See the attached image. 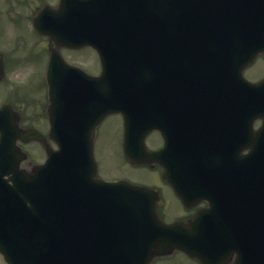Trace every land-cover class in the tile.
<instances>
[{"label": "water", "instance_id": "1", "mask_svg": "<svg viewBox=\"0 0 264 264\" xmlns=\"http://www.w3.org/2000/svg\"><path fill=\"white\" fill-rule=\"evenodd\" d=\"M180 50L178 47V51ZM182 68L183 65L179 64L177 70L172 66L170 70H166L171 84L179 83L176 77L181 70H188ZM147 72L149 70H108L106 82L133 85L136 82L135 76H144ZM154 75L161 76V70H153L151 76ZM181 76L182 73L178 78ZM120 86L116 87V90ZM247 90H253L255 97L249 93L241 104L240 101H234V104L236 107L242 106L245 113L252 115L250 107H256V110L264 109V83L256 89ZM196 104L198 106V100ZM189 106L194 108L191 102ZM258 151L259 147H256L255 152ZM157 157L148 153L129 154V159L136 163H146L149 159L155 160ZM57 173L59 171L53 172L54 175ZM255 179L252 176L248 178L251 184ZM31 185L34 186V182ZM62 186L65 191L64 195H60V199L67 196V181H62ZM103 188L106 189V195L101 202L94 204L95 217H86L87 213L83 207L82 213L77 211L78 198L75 209L72 210L68 209L64 201H59V204H65V207H62L63 211L59 216L53 217V227L57 224L53 233L54 239L48 247L39 248L41 253H49L48 259L36 255L38 260L32 263L39 261L41 264H149L155 255L169 253L176 248L192 254L205 250L206 235L200 232L199 219L191 228L166 227L156 218L157 194L137 189L133 192L134 195L123 196L120 192H125L121 188L111 185H105ZM174 188L180 193L179 186L177 188L174 185ZM22 245L23 243L16 237L12 221L6 223L4 229V221L0 218V251L7 255L12 264H20L19 258L24 248ZM22 264H26V261Z\"/></svg>", "mask_w": 264, "mask_h": 264}, {"label": "rangeland", "instance_id": "2", "mask_svg": "<svg viewBox=\"0 0 264 264\" xmlns=\"http://www.w3.org/2000/svg\"><path fill=\"white\" fill-rule=\"evenodd\" d=\"M1 1V0H0ZM11 35H13V33H10ZM81 58V57H80ZM82 59V58H81ZM87 59L89 60L90 58L85 56L84 60ZM263 63L259 64V66L263 67L264 65V61H261ZM19 67H21V70H16L17 73L15 76H22L23 78H25L26 80H29V78L34 74V71L36 73V68H37V63H25V65H20ZM34 70V71H33ZM33 71V72H31ZM38 71V70H37ZM92 71H96V70H92ZM264 70H254L252 72L249 73L250 77H255L256 75H260L263 73ZM25 74V75H24ZM256 78H258V76H256ZM34 87V85H33ZM36 88V86L34 87ZM1 96H7V94H3ZM39 98L41 99V103L39 104L41 109H37L35 108H30L29 110L24 111V105H22V114L24 115L23 119H22V125L24 126H28V125H34V126H38V122L40 120V116L42 114V110L44 111L45 106L47 105V100H46V92H44V90L40 91V96ZM18 106V105H17ZM27 114H31V116H34V120L32 119H28L27 120ZM21 122V121H20ZM107 126V127H106ZM119 119H112L110 125H105L102 133L105 136V147L108 148V151H104V150H99L100 156L104 158V170L110 174V176H112L113 174H124V175H129L128 172H132L135 175H139L137 178L138 180H143L144 177H142L143 175H146L145 177V181L147 184L149 183H153L158 184V185H162L159 182H155L156 180L153 178H151V176H147V174L144 171H138L135 170L133 168H131L129 165H126L124 163V160L121 158V153H119L118 150V145H117V140H118V136H119ZM103 146V145H102ZM104 147V146H103ZM32 155L33 158L36 160H40V156L42 155L41 153L37 152L36 149H32ZM35 160V161H36ZM142 170V169H139ZM163 186V185H162ZM167 201L170 203V208L168 210L169 213H177L178 212V208H179V204L171 197L167 198ZM166 216V215H165ZM173 258L177 259V261H184L185 257L181 254L175 255ZM167 261L165 260H161L160 262H158V264H167ZM0 264H5L3 259L0 256Z\"/></svg>", "mask_w": 264, "mask_h": 264}, {"label": "flooded vegetation", "instance_id": "3", "mask_svg": "<svg viewBox=\"0 0 264 264\" xmlns=\"http://www.w3.org/2000/svg\"><path fill=\"white\" fill-rule=\"evenodd\" d=\"M87 56L89 57V50H88V55H87ZM97 64H98V63H97L96 61L93 62V66H92V68L95 69V68L97 67Z\"/></svg>", "mask_w": 264, "mask_h": 264}]
</instances>
